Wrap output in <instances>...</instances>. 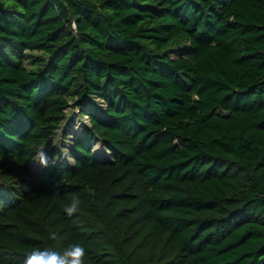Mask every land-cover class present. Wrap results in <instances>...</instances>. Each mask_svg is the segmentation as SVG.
Listing matches in <instances>:
<instances>
[{
    "label": "trees",
    "instance_id": "16d2710c",
    "mask_svg": "<svg viewBox=\"0 0 264 264\" xmlns=\"http://www.w3.org/2000/svg\"><path fill=\"white\" fill-rule=\"evenodd\" d=\"M80 248L264 264V0H0V264Z\"/></svg>",
    "mask_w": 264,
    "mask_h": 264
},
{
    "label": "rangeland",
    "instance_id": "374dc122",
    "mask_svg": "<svg viewBox=\"0 0 264 264\" xmlns=\"http://www.w3.org/2000/svg\"><path fill=\"white\" fill-rule=\"evenodd\" d=\"M99 106L102 108L103 103L100 101ZM73 102L68 106L66 109L67 113V119L62 124L61 128L50 138L49 142L43 146L42 153L33 161L30 162V165L33 169L37 170L44 166L46 157L50 154L51 150L54 148H60L64 154L68 153L69 145L71 143L70 139V133L80 132L85 125L89 124L88 118L83 116L80 112V109L82 108H76L75 106H72ZM69 134V135H68ZM96 152L100 149L99 145L95 146ZM43 158V162H42ZM72 163V162H70Z\"/></svg>",
    "mask_w": 264,
    "mask_h": 264
},
{
    "label": "clouds",
    "instance_id": "9594fccd",
    "mask_svg": "<svg viewBox=\"0 0 264 264\" xmlns=\"http://www.w3.org/2000/svg\"><path fill=\"white\" fill-rule=\"evenodd\" d=\"M42 162H43V158H42ZM79 252H80V257L75 259V260H70V259H67V254H66V257H65V264H83V261H82V258H83V255H84V250L83 248H80L79 249ZM24 264H30V258L26 259L24 261Z\"/></svg>",
    "mask_w": 264,
    "mask_h": 264
}]
</instances>
